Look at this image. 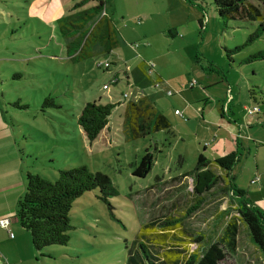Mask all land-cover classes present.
I'll list each match as a JSON object with an SVG mask.
<instances>
[{
	"label": "rangeland",
	"instance_id": "1",
	"mask_svg": "<svg viewBox=\"0 0 264 264\" xmlns=\"http://www.w3.org/2000/svg\"><path fill=\"white\" fill-rule=\"evenodd\" d=\"M80 1L0 0V98L24 177L30 173L54 182L59 170L85 166L107 176L118 192L109 207L97 189L83 194L69 213V244L39 253L32 248L26 264H129L140 229L167 217L181 218L192 239L201 237L188 246L200 253L212 243L224 244L225 228L235 220L236 249L225 250L227 262L264 264L225 185L219 183L190 209L199 198L193 173L198 155L213 161L211 152L221 150L211 143L221 130L204 124L201 111L229 105V118L249 138L241 143L233 183L264 213V60H249L264 52V33L248 42L258 23L223 20L212 0H104L118 44L109 54L94 44L89 57L74 60L57 21ZM105 63L109 68L98 67ZM156 75L163 86L155 87ZM142 97L169 128L132 139L125 107ZM92 102L115 108L106 128L89 142L78 117ZM254 107L258 113L251 119L246 110ZM146 153L152 156L151 170L137 177L134 171ZM211 170L221 175L215 165ZM254 178L260 180L255 185Z\"/></svg>",
	"mask_w": 264,
	"mask_h": 264
},
{
	"label": "trees",
	"instance_id": "2",
	"mask_svg": "<svg viewBox=\"0 0 264 264\" xmlns=\"http://www.w3.org/2000/svg\"><path fill=\"white\" fill-rule=\"evenodd\" d=\"M94 5L81 9L86 4ZM218 16L223 20H239L258 23L256 32L248 42L264 33V0H212ZM105 8L104 0H81L70 13L58 19L61 35L69 40L67 55L72 59H85L89 49L98 44L101 52L109 54L118 44V37L110 18H100ZM201 25V23H200ZM202 26V25H201ZM250 61L264 60V52L249 58ZM143 65V64H142ZM142 65L141 70H142ZM116 85V84H115ZM251 93V91H250ZM255 101V100H254ZM115 105L87 103L78 117V125L86 139L93 142L106 128ZM223 117V108L220 109ZM124 124L126 133L138 139L162 130H168V122L157 113L147 97L129 102L125 107ZM204 150V149H203ZM239 160V152L210 161L203 153L197 157L194 169V193L199 196L194 206L197 209L203 201L201 196L219 183L237 204L239 219L247 227L250 238L264 255V213L253 206L243 190L233 183L231 170ZM215 165L221 172L216 175L211 170ZM152 156L149 153L141 159L134 171L137 177H145L151 170ZM25 192L16 204L15 218L22 229L29 233L31 246L35 252H42L50 246L65 247L69 244V213L73 204L83 194L98 190V199L109 207V199L118 196L110 179L100 173H92L85 166L59 170L58 178L50 182L39 175L26 173ZM182 219L167 217L147 223L140 229L135 252H129V264H229L228 252L236 249L237 222H229L224 231V244L212 243L203 253L198 247L191 251L188 246L199 244L201 237L191 238L181 226Z\"/></svg>",
	"mask_w": 264,
	"mask_h": 264
},
{
	"label": "crops",
	"instance_id": "3",
	"mask_svg": "<svg viewBox=\"0 0 264 264\" xmlns=\"http://www.w3.org/2000/svg\"><path fill=\"white\" fill-rule=\"evenodd\" d=\"M45 19L50 22L52 17L45 16ZM142 68L143 71L144 67L142 66ZM155 80L163 86L161 77L156 75ZM231 91L227 94H230ZM229 97L232 102V96L229 95ZM219 111L215 107L207 111L203 109L201 118L204 124L221 130L217 140L211 142L217 143L221 150L216 148L211 154L222 158L226 156L228 150L231 151L229 154L239 152L242 147L241 143L248 142L249 138L247 135L243 136L241 127L232 118H229V105L223 109V117ZM4 113L7 111H5L0 98V219L8 218L10 220L6 229L0 228V264H26L29 259H32L34 251H32L31 241H29L26 231L20 227L15 218L16 204L24 194L25 188L23 159L18 154L14 133ZM255 179L260 181L259 178H254L251 181L253 182ZM8 232L13 234V238H9Z\"/></svg>",
	"mask_w": 264,
	"mask_h": 264
},
{
	"label": "built area",
	"instance_id": "4",
	"mask_svg": "<svg viewBox=\"0 0 264 264\" xmlns=\"http://www.w3.org/2000/svg\"><path fill=\"white\" fill-rule=\"evenodd\" d=\"M106 15V13H105V11L103 10V12L101 13V15H100V18H102V17H104ZM98 67H104L105 69H107V68H109V64H107V63H105L104 65H98ZM148 76H151L152 75V73H151V69L149 68L148 70H147V73H146ZM112 84H116V81H114L113 80V82H112ZM194 82H190L189 83V87L190 88H192L193 86H194ZM160 84L158 83V82H156V84H155V87H158ZM102 89H104V90H107L108 89V87L106 86V85H104L103 87H102ZM167 95L168 96H172V92L171 91H167ZM229 95V94H228ZM229 99L231 100V98L229 97ZM229 100V101H230ZM229 103V102H228ZM227 106V105H226ZM225 106V107H226ZM246 114L248 115V117L249 118H251L252 119V116L253 115H255V114H257L258 113V109L257 108H252V109H248V110H246ZM175 114H179L177 111H175ZM256 182H258V179H255L252 183H256ZM9 223H10V220L8 219V218H4V219H0V228H2V229H6L8 226H9ZM8 234H9V238H13V234H11V233H9L8 232Z\"/></svg>",
	"mask_w": 264,
	"mask_h": 264
}]
</instances>
